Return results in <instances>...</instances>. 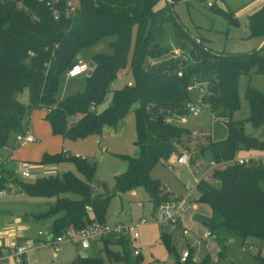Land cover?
<instances>
[{
    "label": "trees",
    "instance_id": "trees-1",
    "mask_svg": "<svg viewBox=\"0 0 264 264\" xmlns=\"http://www.w3.org/2000/svg\"><path fill=\"white\" fill-rule=\"evenodd\" d=\"M158 1L78 0L75 15L62 13L55 19L47 0H0V147L25 130V116L38 107L47 110L46 119L54 134L78 140L102 134L106 126L118 130L136 106L135 145L139 149L137 156L121 155L128 166L115 176L114 189L96 180L97 166L88 157L65 152L46 153L41 163L71 162L83 177L68 170L27 181L17 179L13 170H2L14 178L2 175L0 188L13 182L29 197L54 198L46 211L24 214V219L31 216L35 221L51 218L50 232L54 235L86 227L90 210L101 222H107L114 194L137 187L146 190L155 212L170 196L151 171L161 162L171 164V158L180 155V146L191 140V130L177 120L191 115L189 105L194 103L192 91L196 89L198 106L213 113L214 118H226L228 129L225 139L209 140L201 149L203 156L209 154L210 161H230L213 169L211 178L219 180L220 186L208 178L197 185L195 200L209 204L212 211L205 223L219 238L233 235L243 240L264 239V161L234 162L242 151H264V139L246 133L243 121L232 118L240 104V75L250 74L254 68L264 73V43L251 52L212 51L207 41L194 37L179 20L172 8L174 0L161 7ZM61 9L63 12V4ZM211 9L228 23L238 24L234 12L222 10L217 3ZM249 29L252 37L264 39V6L249 16ZM110 36H116L110 42L113 53L93 55L94 68L86 78L84 91L58 99L62 76L81 60L82 50ZM126 70L131 73L132 85L127 82L112 89ZM25 89L28 103L19 99ZM110 93L109 104L99 109ZM247 97L250 121L256 128L264 127V95L249 86ZM170 236L164 232L162 239L172 252ZM130 240V235L108 236L101 240L102 250L110 260L142 264L141 254L132 258ZM112 244L122 250H112ZM259 259L264 263L263 256ZM210 261L209 257L195 261L190 250L186 261L179 257L174 264ZM75 263L105 264L102 256L81 253Z\"/></svg>",
    "mask_w": 264,
    "mask_h": 264
},
{
    "label": "rangeland",
    "instance_id": "rangeland-1",
    "mask_svg": "<svg viewBox=\"0 0 264 264\" xmlns=\"http://www.w3.org/2000/svg\"><path fill=\"white\" fill-rule=\"evenodd\" d=\"M263 1L264 0L217 1V5L222 10L234 12L238 21L237 25L228 23V21L218 12L203 5L199 0H174L172 8L179 17V20L190 31V33L194 37L203 38L207 41L212 51L218 53H244L258 49L261 44V37L251 36L249 29V16L253 13L256 6L260 7V5L264 4ZM166 3L167 0H159L157 5L161 7ZM115 39L116 36L106 37L100 40L96 45L85 48L81 52L80 59L91 63V59L96 53H113V48L111 47L110 42ZM87 76L88 74L86 73L73 79L67 77V75H63L57 98L62 99L67 95L84 91ZM130 78L131 73L129 70L122 72L120 78L112 84V89L123 87ZM249 86L256 88L264 95V73L258 72L257 68H254L250 74L240 75L238 79L240 104L239 108L233 113L232 118L234 120L243 121L246 133L264 139V127L256 128L249 119L251 115V106L247 97V89ZM192 96L194 100L193 102L198 105L199 100L196 89L192 91ZM19 99L28 103L29 97L27 89L19 94ZM110 101L111 93L108 100L103 103L99 109L106 107ZM135 107L136 106H133L127 113L118 130L114 127H107V131L103 133L101 137H99L100 134H91L84 139H78L75 141L67 139L65 144V146L74 153L81 152L86 154L87 157L97 166L96 180L105 182L110 189H114L115 176L127 170L128 162L121 157V155L134 157L137 156L138 153L134 146V142L137 138L134 113ZM34 110L42 117L46 109L38 107ZM30 114L31 113H28L25 116L24 125L26 126L31 122L30 126L34 133L35 128H33V120L30 118ZM212 116L213 113L200 107V112L191 114L190 119L185 124L187 127L196 126L200 130V134L196 138H192L191 142L189 140L180 146L182 151L189 152L191 166L188 164L171 165L170 162L167 164L161 162L151 171V175L161 181L164 189L168 188L175 196H188L190 194V188L195 184V180L201 179V177L205 175L206 170L200 168L201 162H204L209 166L210 157L208 156L209 154L203 156L201 149L207 145L209 140L218 141L225 139L227 136V119L220 116H216L215 118ZM43 120L50 127L49 122L44 118ZM50 132L52 133V130ZM34 135L36 136L35 133ZM53 135L58 136L55 134ZM97 137L100 141V145L97 143ZM8 145H11L10 149H23V145L19 146L16 143V135L14 137L12 136ZM257 152H259V155L264 158V151L258 150ZM240 153L241 155L247 156L250 151H242ZM253 154L252 156H249L260 157ZM15 157H19V155ZM17 162L14 161L9 163L10 165L13 164L14 169H16L17 172L14 176L17 179L33 181L37 178L39 173L32 174L29 178L22 177V165ZM37 163L41 164L42 167L34 165V168L41 170V175L49 176L71 170L78 176L83 177L71 162H63L58 165L52 163L44 165L40 160ZM31 169H33L32 166ZM213 169L214 168L206 173L205 178H208L214 185L220 186L221 182L219 180L211 178ZM261 186L264 188V182L261 183ZM17 188L19 189L18 186ZM16 191L17 189L13 191L10 190L7 197H10ZM165 192L168 193L170 198H173L170 192ZM68 195L73 198L79 197L76 194ZM197 197V192H193L190 195L189 202L182 216L183 227L189 231L187 237H183V231L180 228H175L174 230H171L172 233H170L171 231L169 232V227H162L153 222L155 217L153 202L143 187H137L136 189L127 192L114 194L108 208L106 221L110 224H115L117 222H136L141 217H146L149 220L148 224L140 227L139 239L135 240L131 238L129 245L133 259L136 257L134 250L139 247L142 264H174L179 257H182L186 250L192 251L195 261H202L209 257L211 259L210 264H264L259 259V256L264 257V239L262 238L248 237L246 240H243L242 238L233 235H229L226 238H219V236L209 237L207 233L211 228L203 222L211 218L212 211L209 204L195 200ZM35 198H42L44 202H46L43 204L44 207L38 211H46L55 201L54 198ZM24 205L25 202H23V200L1 199V218L8 217V215L10 217L14 212V209L21 211ZM52 221L53 220L50 218L45 221L34 222L35 233L38 231L39 227H42L44 230L50 229ZM9 228H11L9 225L7 227H0V235L5 237L6 232L4 231L7 229L9 230ZM164 232L171 234L170 241L172 252H170L167 245L163 242L162 236ZM103 248L104 244L101 241L97 244H92L90 248L85 250L80 249L71 243H64L57 256L51 246L31 250L29 256L32 264H76L75 259L80 252L83 251L88 257L102 256L105 264H125L124 262L110 260L105 251L102 250ZM110 248L112 250H122V247L116 244L110 245Z\"/></svg>",
    "mask_w": 264,
    "mask_h": 264
},
{
    "label": "built area",
    "instance_id": "built-area-1",
    "mask_svg": "<svg viewBox=\"0 0 264 264\" xmlns=\"http://www.w3.org/2000/svg\"><path fill=\"white\" fill-rule=\"evenodd\" d=\"M171 1V0H167ZM203 5L211 8L217 3L218 0H199ZM64 6L62 12L61 6ZM47 5L51 8L55 19H59L62 13H65L67 17L75 15L78 10V0H47ZM90 70V63L80 60L75 63L67 72V77L75 78L82 74H88ZM128 85H132L131 81H128ZM95 106V105H94ZM190 113H199L200 106L195 103L189 105ZM200 134L199 129H193L191 131V137L196 138ZM36 141V136L30 128H26L23 132L16 134V143L21 146L27 143H32ZM264 158L260 157H242L238 156L234 162L240 164L247 163H259L263 162ZM176 162L180 164L190 165V154L188 151H181L180 155L176 157ZM233 162V161H231ZM230 161H223L221 163L210 161L209 167L215 168L224 164H228ZM24 178H29L32 176L31 165L26 163L22 167L21 171ZM2 174L0 173V178ZM201 179H196V186L200 183ZM8 192L7 188H0V195H6ZM189 202V196L173 197L161 202L155 209L153 222L162 227L176 228L180 225L183 213ZM90 223L79 230L69 228L62 234L54 235L49 231H39L40 239L25 241L23 244H13L14 246L10 248L9 252L0 255V264H31L29 260V252L34 249H41L46 246H51L55 255L61 251L62 245L64 243H71L79 246L81 249L85 250L91 246L93 242L102 240L108 236H122L130 235L132 239L138 240L140 237V227L149 223L146 217H141L136 222L122 223L117 222L115 224H110L108 222H101L96 214L89 211ZM21 227L16 229V237L23 236ZM185 234L189 231L184 229ZM211 235V232H208ZM135 255L141 254L139 247L134 250ZM190 256V250L184 251L181 259L186 261Z\"/></svg>",
    "mask_w": 264,
    "mask_h": 264
},
{
    "label": "crops",
    "instance_id": "crops-1",
    "mask_svg": "<svg viewBox=\"0 0 264 264\" xmlns=\"http://www.w3.org/2000/svg\"><path fill=\"white\" fill-rule=\"evenodd\" d=\"M262 6H264V4L260 5V7L256 6L254 11H253V13L256 12L258 9H260ZM263 43H264V39L261 40V44H260L259 47H261ZM30 113H31L30 114L31 115L30 118L33 120V126H34L33 128H35L34 133L37 136L36 141L32 142V143L24 144L22 146L23 147L22 150H16V148H12L13 149L12 150V149H10L11 145L10 146L6 145L4 147H0V172L2 173L3 176H5V177H7L9 179L11 178V180H13L14 177H10L9 174H7L4 171L2 172V170H7V171L8 170H13L14 172H17L16 169H14L13 164L12 165L9 164L10 162H14V161H16V162L18 161L17 163L18 164L20 163L22 165V167L26 163L30 164L33 167V169H31L32 174H38L39 173L37 175V178L45 176V175H41V173H40L41 170H37L36 168H34V165L42 167V165L38 164L37 162L42 160L43 156L46 153L56 154V153H60V152H65V153H68V154L69 153L70 154H74L76 156L87 157L86 154H83L81 152L74 153L68 147H66L65 144H66L68 138L64 137L63 135H59V134H55V135H58V136H54L53 135L54 132L52 130V126H51L50 122L46 119L47 110H45V113L43 114L42 117H41L40 114H37V112L35 110L31 111ZM40 117H41V120H40ZM43 118L49 122V125H50L51 128L43 120ZM189 119H190V116L187 117V118H184V119H178L177 121H178V123L180 125L187 127L185 124L187 123V121ZM30 125H31V122L28 123L26 126L25 125H23V126H24L25 129L26 128H30L31 129ZM107 127L108 126H106L104 128V131L102 132V134L107 131ZM188 128L191 131L193 129H196V128L199 129L196 126L195 127H188ZM51 130H52L53 134L50 132ZM102 134H100L99 137H101ZM191 140H192V137H191ZM191 140H190V142H191ZM75 143H77V142H75ZM97 143L100 145V141L98 140V137H97ZM134 146H135V148L137 149V151L139 153V149L135 145V142H134ZM257 151L258 150H251L249 155L252 156V154L254 153L253 155L260 156L259 155L260 153L257 152ZM138 153H137V155H138ZM17 155H19V157H15ZM249 155L245 156V155H241V153L239 154V156H242V157H251ZM174 157L175 156H173L171 158V160H170L171 161V165H174V164L182 165L180 163L175 162V158L176 157L175 158ZM262 157L260 156V158H262ZM15 158H17V159H15ZM18 159H20V160H18ZM33 160H36V161H33ZM52 164H54V163H52ZM190 164H191V159H190ZM44 165H46V164H44ZM56 165H58V164H56ZM200 168H202V169L204 168V170H206V173L209 170L212 169L208 165H206V163H204V162H201ZM21 171H22V168H21ZM197 171H198V169H197ZM206 173H205V175L203 177H201V179L206 177ZM21 175H22V173H21ZM22 177H23V175H22ZM16 185H17L16 183L9 182V186L7 187V190H8L7 194L6 195H0V200L1 199L2 200H23V202H25V205H24V207H23V209L21 211H18L16 209H14V212L11 214L10 217H9V215H8V217L6 216L5 218H1V216H0V227H2V226L3 227H7L8 225L11 227V228H9V230L7 229V230L4 231V232H6L5 233V235H6L5 237L0 235V255L8 253L10 248H12L14 246L13 244H23L25 241H31V240L40 239V235H39V231L40 230L49 231L50 232V229L44 230V229H42V227H39L38 231L35 233V225L33 223L34 222H41V221H39V220L35 221V220L32 219L31 216H26L25 219H24V214L33 215V214L37 213V211L39 209L44 207L43 204H45L46 202H44V200L42 198H38L37 199L35 197H29V196L25 195L24 193L19 192L20 189H18ZM15 189H17V191L14 194H12L10 197H7L9 195L10 190L13 191ZM164 190L170 192L168 188L167 189L165 188ZM196 190H197V186H196V184H194L190 188V190H189L190 194L188 196L190 197V195L193 192H196ZM171 196L172 197H180V196H175L172 193H171ZM40 199H42V200H40ZM1 209L2 208H0V210ZM203 223L206 224L205 221ZM18 227L22 228L21 231H22L23 236L16 237V229ZM176 228L177 229L180 228L182 231H184V229H186L185 227H183L182 220L180 221V225L178 227H176ZM174 229L175 228H170L169 232L171 230H174ZM208 232H210V230H208ZM170 233H172V231ZM188 234H185L183 232V237H187ZM207 235H208V233H207ZM208 236L209 237H215V236L218 237V235L215 234V233H211V235H208ZM99 241H101V240H99ZM99 241L93 242L92 244H97ZM74 246L79 247L77 245H74ZM81 252H83V251H81ZM28 256H29V254H28ZM29 260H30V263L32 264L30 256H29Z\"/></svg>",
    "mask_w": 264,
    "mask_h": 264
},
{
    "label": "water",
    "instance_id": "water-1",
    "mask_svg": "<svg viewBox=\"0 0 264 264\" xmlns=\"http://www.w3.org/2000/svg\"><path fill=\"white\" fill-rule=\"evenodd\" d=\"M79 58H81V55H79ZM93 68H94V64L91 62L90 63V70L88 72V75H90L92 73ZM153 208H155V207H153ZM81 255L82 256H87L85 252H81Z\"/></svg>",
    "mask_w": 264,
    "mask_h": 264
}]
</instances>
